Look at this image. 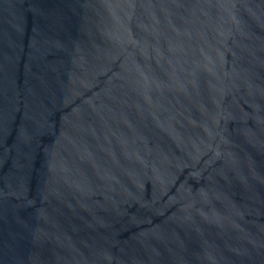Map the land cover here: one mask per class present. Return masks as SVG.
<instances>
[{"label": "water", "instance_id": "1", "mask_svg": "<svg viewBox=\"0 0 264 264\" xmlns=\"http://www.w3.org/2000/svg\"><path fill=\"white\" fill-rule=\"evenodd\" d=\"M0 264H264V0H0Z\"/></svg>", "mask_w": 264, "mask_h": 264}]
</instances>
